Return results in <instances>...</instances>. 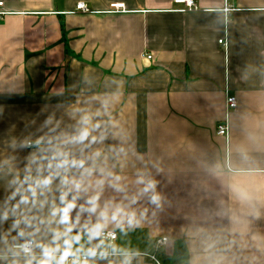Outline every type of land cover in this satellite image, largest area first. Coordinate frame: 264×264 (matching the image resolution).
<instances>
[{"label":"crops","instance_id":"crops-1","mask_svg":"<svg viewBox=\"0 0 264 264\" xmlns=\"http://www.w3.org/2000/svg\"><path fill=\"white\" fill-rule=\"evenodd\" d=\"M0 2V264H264V0Z\"/></svg>","mask_w":264,"mask_h":264},{"label":"built area","instance_id":"built-area-1","mask_svg":"<svg viewBox=\"0 0 264 264\" xmlns=\"http://www.w3.org/2000/svg\"><path fill=\"white\" fill-rule=\"evenodd\" d=\"M176 3L177 4H183V5H185V7H187L190 10L196 8L195 0H176ZM77 9L79 11L84 12V13L87 12V8H86V6L84 4H78L77 5ZM112 9H113V12H120L121 10L124 9V6H123V4H114V5H112ZM227 10L228 9H225V11H227ZM5 15H6V11L4 9V3L0 2V17L1 16H5ZM220 44H223V41H220ZM227 106H228L229 110L235 109L236 106H237L236 98L235 97H229L227 99ZM217 135L223 136V137H226V138L228 137V135H229V127H228V123L227 122H225V123H223V124L218 126ZM28 145L31 146V143H29ZM99 237H100L101 240L108 241L110 244H113L115 242L116 238H117V234L114 231L106 230V231L100 232ZM167 242H168V238H162V239L158 240L156 242V244H157V247L160 248V246L165 245ZM25 246L28 249H30L29 252H25L24 251ZM33 246H34V244H33L32 241H27V242H24L23 244L14 246V250L21 252V255L24 256V257H32L33 256ZM149 257L156 264H161L156 256L150 255ZM73 259H79L81 262H83L84 260L88 261L89 256L88 255H81V256L76 255L75 257H69L68 264H72V260Z\"/></svg>","mask_w":264,"mask_h":264},{"label":"clouds","instance_id":"clouds-1","mask_svg":"<svg viewBox=\"0 0 264 264\" xmlns=\"http://www.w3.org/2000/svg\"><path fill=\"white\" fill-rule=\"evenodd\" d=\"M84 135H87V132L84 133ZM72 205L69 204L68 208H71ZM68 208H65L64 211V217L63 219L65 221H67L68 219ZM120 210L117 209V212H119ZM113 219H116V215H113ZM103 226L102 225H97L95 230L93 231L92 235L93 236H98L100 235V230ZM70 230V229H69ZM75 240H79L80 237L76 236L74 237ZM91 239V237H90ZM65 245H67V247L64 248L62 254L57 258L55 253L59 251V248H48L45 247L43 249V256L44 259H42L39 264H53V261H55V264H68V259L69 257H75L76 256V252L73 251L72 249V242L71 241H65ZM25 252H29L30 249H28L26 246L24 248ZM79 251V250H77ZM96 255V251L95 249H89L88 250V256H95ZM72 264H88L87 260H84L83 262H81L79 259H73L72 260Z\"/></svg>","mask_w":264,"mask_h":264}]
</instances>
